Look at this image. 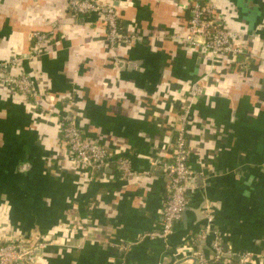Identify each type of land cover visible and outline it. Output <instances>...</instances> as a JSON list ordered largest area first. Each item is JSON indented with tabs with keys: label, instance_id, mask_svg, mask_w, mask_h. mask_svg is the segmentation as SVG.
<instances>
[{
	"label": "crops",
	"instance_id": "0c3cea01",
	"mask_svg": "<svg viewBox=\"0 0 264 264\" xmlns=\"http://www.w3.org/2000/svg\"><path fill=\"white\" fill-rule=\"evenodd\" d=\"M98 1L114 5L134 41L111 51L102 16H75L66 0H0V62L21 57L12 72L40 95L0 85V236L51 240L36 264H192L183 259L196 248L212 264L242 253V264H264V0H214L255 57L238 71L221 56L211 73L181 39L186 0ZM37 30L53 36L29 58ZM200 78L205 91L182 126V96ZM64 113L136 174L122 179L112 156L105 177L88 178L61 147ZM181 127L194 175L187 205L167 237L148 236L161 228L162 163ZM202 201L211 206L197 210ZM217 239L239 259L214 260Z\"/></svg>",
	"mask_w": 264,
	"mask_h": 264
},
{
	"label": "built area",
	"instance_id": "2783aa9c",
	"mask_svg": "<svg viewBox=\"0 0 264 264\" xmlns=\"http://www.w3.org/2000/svg\"><path fill=\"white\" fill-rule=\"evenodd\" d=\"M69 11L75 16L96 12L102 16L106 27L105 41L111 51L123 42L136 39L134 34H126L121 27L116 9L113 4L98 0H66ZM188 2V27L187 33L181 39L192 49L202 50L209 62L210 71L216 70V59L228 58L230 65L238 71H246L254 56L247 50L246 41H239L234 35L227 19V14L222 11L214 0H186ZM53 33L47 31H33L32 46L29 58L36 57L44 44L48 43ZM22 58L11 57L0 62V85H4L24 95L32 102H39L40 97L31 78L22 71L12 72V68H19ZM214 70V71H213ZM208 73V74H209ZM205 77V76H204ZM203 79L193 82L181 99V112L179 120L181 125L187 122L192 104L204 93ZM59 141L64 150L65 157L72 163L79 165L88 178L105 177V169L110 165V158L116 156L115 166L122 179L133 177L136 172L130 167L129 160L112 151L106 144L87 138L83 135L77 120L72 113L60 116ZM171 159L162 163L164 174L168 178V190L161 210V228L148 233V236L167 237L172 231L173 223L181 217L182 210L187 205V184L194 178L188 166L189 150L186 143L184 128L181 127L172 142ZM207 219L206 229L198 234L201 237L209 229L212 216L205 214ZM52 244L49 239H30L28 237H11L4 235L0 238V264H36L38 251ZM214 260L223 258V249L217 239L214 244ZM194 255L197 264H212L201 250L196 248ZM247 253H242L240 261L248 258ZM224 264H228L224 261ZM233 264V263H229Z\"/></svg>",
	"mask_w": 264,
	"mask_h": 264
},
{
	"label": "water",
	"instance_id": "95a60500",
	"mask_svg": "<svg viewBox=\"0 0 264 264\" xmlns=\"http://www.w3.org/2000/svg\"><path fill=\"white\" fill-rule=\"evenodd\" d=\"M204 204H206L207 206L208 205L211 206V204H209V203H207L205 201H202L201 205L198 207L197 210H200L203 207ZM223 257L224 258H233V259H236V260L239 259V255H233V254H230V253L226 252V248H223ZM185 260H191L192 264H197L198 263L197 257L194 254H190V255L185 256L183 261H185Z\"/></svg>",
	"mask_w": 264,
	"mask_h": 264
},
{
	"label": "trees",
	"instance_id": "16d2710c",
	"mask_svg": "<svg viewBox=\"0 0 264 264\" xmlns=\"http://www.w3.org/2000/svg\"><path fill=\"white\" fill-rule=\"evenodd\" d=\"M231 67H232V69H234V65L233 64H231Z\"/></svg>",
	"mask_w": 264,
	"mask_h": 264
},
{
	"label": "rangeland",
	"instance_id": "374dc122",
	"mask_svg": "<svg viewBox=\"0 0 264 264\" xmlns=\"http://www.w3.org/2000/svg\"><path fill=\"white\" fill-rule=\"evenodd\" d=\"M3 236H4V235L0 236V238L3 237Z\"/></svg>",
	"mask_w": 264,
	"mask_h": 264
}]
</instances>
